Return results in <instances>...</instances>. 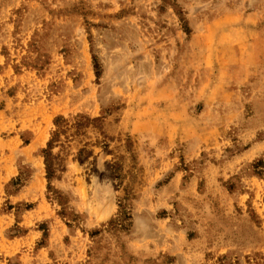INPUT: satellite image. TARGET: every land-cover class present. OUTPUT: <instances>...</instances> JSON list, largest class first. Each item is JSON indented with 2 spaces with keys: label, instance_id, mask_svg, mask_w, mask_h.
<instances>
[{
  "label": "rangeland",
  "instance_id": "374dc122",
  "mask_svg": "<svg viewBox=\"0 0 264 264\" xmlns=\"http://www.w3.org/2000/svg\"><path fill=\"white\" fill-rule=\"evenodd\" d=\"M0 264H264V0H0Z\"/></svg>",
  "mask_w": 264,
  "mask_h": 264
},
{
  "label": "trees",
  "instance_id": "16d2710c",
  "mask_svg": "<svg viewBox=\"0 0 264 264\" xmlns=\"http://www.w3.org/2000/svg\"><path fill=\"white\" fill-rule=\"evenodd\" d=\"M96 69H98V66L96 64ZM97 75H99V72H97ZM64 123H65V119L63 117H58L56 118L55 120V125L58 127V128H62L64 126ZM55 138L52 139L50 142H49V145H48V149H45L43 150V154L45 155V162H46V171H47V179H48V182H49V185H48V190L49 191H54L52 186H51V180L53 178V168H52V155H51V149H52V145L53 143L55 142ZM24 181L22 179V177H18L17 179L13 180L11 183H10V187H14L15 188V191L14 193L16 194L17 192H19V190L24 186ZM58 200H59V203L61 204V206L65 207V203L63 202V198L62 196L58 195ZM61 215L63 216H66L67 214L65 213V209L62 211ZM127 219V214H125L123 216V219L122 221L126 220Z\"/></svg>",
  "mask_w": 264,
  "mask_h": 264
}]
</instances>
